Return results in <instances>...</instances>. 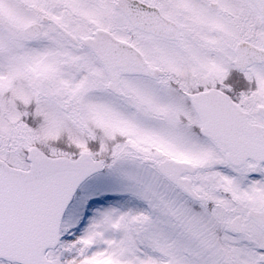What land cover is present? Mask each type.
<instances>
[{"label": "snow or ice", "instance_id": "6c2138e0", "mask_svg": "<svg viewBox=\"0 0 264 264\" xmlns=\"http://www.w3.org/2000/svg\"><path fill=\"white\" fill-rule=\"evenodd\" d=\"M0 264H264V0H0Z\"/></svg>", "mask_w": 264, "mask_h": 264}]
</instances>
